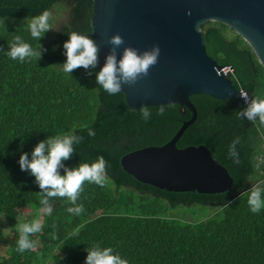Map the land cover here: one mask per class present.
Here are the masks:
<instances>
[{
	"label": "trees",
	"instance_id": "trees-1",
	"mask_svg": "<svg viewBox=\"0 0 264 264\" xmlns=\"http://www.w3.org/2000/svg\"><path fill=\"white\" fill-rule=\"evenodd\" d=\"M71 5L67 19L55 33L51 28L38 39L45 51L35 58L16 61L0 52V218L12 232L6 244L10 254L0 264H83L84 248L98 242L111 246L128 264H264V207L249 211L246 196L251 183L260 179L255 167L264 153V128L239 120L241 101L216 100L205 95L189 98L196 118L176 142L179 149L202 145L225 168L233 183L219 194L167 192L137 182L120 165L124 155L166 144L191 113L179 105L145 107L151 115L139 117L118 92L109 95L77 67L70 74L60 70L61 43L67 32L77 31L94 39L91 18L93 0H0V49L6 50L13 35L33 48L23 18L55 5ZM50 27L52 19L49 18ZM206 53L220 66L229 65L236 89L250 96H264V69L248 43L233 29L217 21L200 25ZM92 128L93 136L87 134ZM74 129L80 137L66 166L79 161L105 160V181H85L76 204L82 210L68 213L65 197L50 199L52 212L31 234L33 247L17 251L18 225L27 208L41 209L39 189L32 176L16 163L20 151H29L44 137ZM240 137L239 163L226 154V146ZM205 205L219 211L203 219L175 216L180 206ZM76 235L71 236L73 230ZM0 230V237H1ZM1 239V238H0Z\"/></svg>",
	"mask_w": 264,
	"mask_h": 264
},
{
	"label": "water",
	"instance_id": "water-1",
	"mask_svg": "<svg viewBox=\"0 0 264 264\" xmlns=\"http://www.w3.org/2000/svg\"><path fill=\"white\" fill-rule=\"evenodd\" d=\"M92 32L98 47V68L112 47L107 39L118 34L123 47L138 51L156 44L159 55L148 74L121 91L129 108L176 104L191 117L183 121L164 145L136 150L121 157L122 170L137 182L167 192L219 194L233 183L206 147H176L196 118L189 98L205 95L216 100L241 101L239 90L205 50L200 25L217 21L233 29L252 48L264 69V0H93Z\"/></svg>",
	"mask_w": 264,
	"mask_h": 264
},
{
	"label": "clouds",
	"instance_id": "clouds-1",
	"mask_svg": "<svg viewBox=\"0 0 264 264\" xmlns=\"http://www.w3.org/2000/svg\"><path fill=\"white\" fill-rule=\"evenodd\" d=\"M49 18L50 13L47 9L40 10L30 18H23L30 37L36 42L35 48L20 35H13L6 50L0 49V52L12 60L21 62L25 58L39 57L45 49L37 41L51 28ZM107 42L112 47L105 54L102 65L94 72V79L96 85L109 95L120 92L122 84L130 85L138 78L146 76L150 66L156 63L160 52L156 44L141 51L125 46L117 58L115 48L123 43L122 38L118 34H113L108 37ZM61 47L64 60L59 66L62 72L70 74L73 69L80 67L87 70L86 75H88L96 69L98 47L89 35L69 31ZM239 95L244 100L245 106L235 111L237 118L247 120L257 128H264V96H250L243 90ZM150 115L147 108L139 109L141 119L147 120ZM73 130L68 129L38 140L29 151H20L16 161L21 171L32 176L34 184L39 189V204L45 215L51 213L49 198L53 197H65L72 204L71 207L66 208V211L78 214L82 208L76 204V200L82 183L88 181L103 185L105 181V160L102 156H97L92 161H79L72 167L65 165L64 161L69 160L73 154V145L80 140ZM87 134L93 136L95 133L92 128H88ZM240 142L239 136H233L226 146V154L234 164L239 163L237 145ZM261 165H264V157L258 158L255 167L260 169ZM246 203L252 213H257L264 207V180L257 179L250 184ZM41 229L39 219L20 224L16 240L17 251L31 249L34 242L29 236L39 233ZM70 235H76V230L74 229ZM84 251L86 254L83 257V264H128L127 259L121 257L111 246H101L98 242L84 248Z\"/></svg>",
	"mask_w": 264,
	"mask_h": 264
},
{
	"label": "rangeland",
	"instance_id": "rangeland-1",
	"mask_svg": "<svg viewBox=\"0 0 264 264\" xmlns=\"http://www.w3.org/2000/svg\"><path fill=\"white\" fill-rule=\"evenodd\" d=\"M71 5L66 2H61L52 8L50 12V18L52 19L51 33H55L62 22H64L70 12ZM52 212V210H51ZM23 218L34 217L35 219H39L42 223L46 217V215L41 211V209H32L27 208L22 212ZM172 214L179 217H189L192 219H203L207 216H214L216 219L220 218V212H213V208L205 205H193L183 207L180 206L172 211ZM21 224V223H20ZM18 225V228L20 226ZM0 230H1V239H0V257H7L10 254L9 247L6 244V238L9 233L12 232L9 225L0 218Z\"/></svg>",
	"mask_w": 264,
	"mask_h": 264
},
{
	"label": "built area",
	"instance_id": "built-area-1",
	"mask_svg": "<svg viewBox=\"0 0 264 264\" xmlns=\"http://www.w3.org/2000/svg\"><path fill=\"white\" fill-rule=\"evenodd\" d=\"M220 70H221V72L225 75V76H231L232 74H233V68L231 67V66H229V65H225V66H222L221 68H220ZM241 90L239 89V92H240ZM241 102L243 103V105H244V100L243 99H241ZM245 106V105H244ZM263 139H264V137H263ZM262 147L264 148V144L262 145ZM260 157H264V153H263V155L262 156H260ZM259 157V158H260ZM260 180H264V165H262V169H261V171H260Z\"/></svg>",
	"mask_w": 264,
	"mask_h": 264
}]
</instances>
